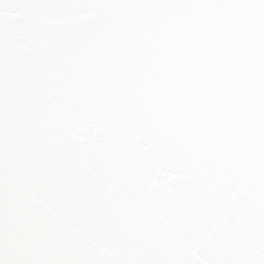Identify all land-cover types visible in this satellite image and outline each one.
<instances>
[{
    "label": "snow or ice",
    "instance_id": "1",
    "mask_svg": "<svg viewBox=\"0 0 264 264\" xmlns=\"http://www.w3.org/2000/svg\"><path fill=\"white\" fill-rule=\"evenodd\" d=\"M0 264H264V0H0Z\"/></svg>",
    "mask_w": 264,
    "mask_h": 264
}]
</instances>
